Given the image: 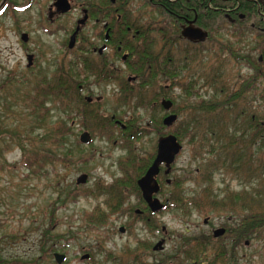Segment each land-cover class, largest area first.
<instances>
[{"label":"rangeland","instance_id":"rangeland-1","mask_svg":"<svg viewBox=\"0 0 264 264\" xmlns=\"http://www.w3.org/2000/svg\"><path fill=\"white\" fill-rule=\"evenodd\" d=\"M55 1L0 0V8L5 9L0 15V240L4 243L3 259L25 264H56L53 254L59 253L66 256L63 264H125V259L126 264H178L180 258L199 251L196 250L198 245L192 244L194 239L203 240L202 244L206 239L209 246L203 254L206 259L215 246L207 235L213 236V231L222 226H234L239 218L231 211L212 212L211 208L193 209L191 215L182 211L190 205V200L201 197L202 182L198 176L206 162L194 157L188 140L181 141L183 151L171 173L163 178L170 184L163 185L162 200L163 203L169 200L170 206L154 220L155 229L135 214L136 209L143 210L135 188L136 180L143 166L153 162L161 132L174 133L190 100L184 99L179 87L167 89L170 84L163 78H159L155 86L147 87L139 81L129 83L128 78L135 74L127 70L119 58L114 68L101 65L91 49L103 44L100 34L103 23L108 20L100 11L106 9V1L73 0V11L52 21L49 8ZM117 1L115 5H119ZM142 4L133 0L126 6L134 16L139 13L142 17L162 20L148 6L141 7ZM83 9L90 10V19L78 37L75 50L69 51L70 37L77 22L84 17ZM23 34L29 37L26 43L21 39ZM246 43L241 46L242 57L250 56L254 61L262 59L260 64L264 66L262 55L259 52L249 54ZM205 45V52L198 56L202 60L197 66L199 73L205 72L213 61L210 53L213 46ZM161 47L163 43L158 42L156 49ZM173 53L178 56L181 48ZM31 54L35 62L28 68L27 56ZM76 61H88L92 68H100L101 77L104 75L101 80L95 75L74 83L79 90L82 86L83 100L87 102L86 98H91L94 101L92 110L103 116L106 123L115 117L140 125L144 132L139 137L126 144L128 132L120 126L117 128L113 124L107 129L108 133H96L82 125L83 106L71 96L75 90L67 94L65 88L69 65ZM84 66L81 62L79 70ZM241 74L246 77L253 71L245 67ZM116 75L120 80L112 78ZM187 79L188 72L179 83L189 81ZM123 83L127 91L121 87ZM163 83L165 90L160 87ZM262 89H256L257 94H262ZM140 94H143V101ZM126 95L131 98V104L119 100L121 97L126 100ZM165 95L178 98V107L173 108L178 120L173 128H161L167 113L159 105L162 99H168ZM261 98L253 103L257 111H264ZM144 101L146 103H142ZM135 102L144 106L137 107ZM67 103L72 105L68 107ZM82 131L90 132L91 144L80 142ZM32 162L35 164L30 167ZM83 174L89 178L87 184L77 185V179ZM179 179L183 181L182 186L175 188L174 183ZM120 183L124 186L117 191ZM242 184L230 175L218 176L213 190L224 197L228 192L241 191L245 186ZM101 187L110 189L111 193L98 195L96 191ZM113 192L118 202L113 200ZM73 193L75 197L71 196ZM109 204L116 207L110 209ZM91 216L100 218L102 223L92 224L88 221ZM207 218L209 225L204 223ZM125 224L127 229L123 234L120 230ZM162 240L165 251L154 252L152 248ZM216 241L212 243L226 247L229 257L235 261L229 264H264V241H248L250 245L240 246L235 251L229 249L230 238ZM87 254L90 259L84 260Z\"/></svg>","mask_w":264,"mask_h":264},{"label":"trees","instance_id":"trees-1","mask_svg":"<svg viewBox=\"0 0 264 264\" xmlns=\"http://www.w3.org/2000/svg\"><path fill=\"white\" fill-rule=\"evenodd\" d=\"M103 1L111 2V0ZM129 1L133 0H118L119 5L114 6V27L111 34L116 43L115 47L118 46L117 43L121 42L123 51L127 49L135 57L136 61L131 64V72L139 77V82L147 87L155 86L159 78H163L165 83L172 82L177 75L181 80L188 72L187 80L189 81L178 83V87L182 89L184 99L190 101L184 110L185 115L178 112L183 116V119L175 128L173 135L180 142L188 140L194 157L206 162L202 164L203 167L200 168L198 176L202 182L201 197L190 200V205L182 208V211L186 215H191L193 209L211 208L212 212L231 211L236 213L239 218L238 222L234 226L228 227L237 240L236 245L229 247L232 251L240 246H246L248 241L263 242L264 111H257L253 103L256 96L258 99L262 97L261 99L264 100V66L260 64L259 60H252L250 56L242 57L241 53L244 50L241 45L243 42H247L246 48L250 54L253 51L251 35L259 33L258 52L264 59V0H139L143 3L141 7L151 8L152 13H156L162 18L161 21L142 17L139 13L134 16L129 6H126ZM4 11L5 9L2 8L0 15ZM241 14L246 15L245 21L239 20ZM196 17L197 26L209 33L208 43L213 46L210 50L213 61L205 72L200 73L197 71V66L202 63V60L200 61L198 56L205 52L206 45H194L179 38L181 27L185 22L192 21ZM143 18L146 20L143 21ZM233 20L234 22H232ZM126 26L139 32L134 42L131 38L126 40ZM158 42L163 43V47L159 50L156 49ZM133 43H138L140 46H134ZM179 48L182 53L175 56L173 52L174 50L178 51ZM81 62L85 66L84 69L79 70ZM245 64L253 65L254 69L253 74L246 77L241 74ZM255 65L259 67L255 69ZM99 72H101L100 68H92L88 61L72 62L69 65L68 82L67 87L65 83V88L68 91L67 94L75 90L71 96H74L73 99L75 98V101L83 106L81 109L82 125L93 129L96 133H108L107 129L110 130L113 124L118 128L115 121L111 119L106 123L103 116L96 114L92 110L93 104L83 100L82 90H79L74 84L80 79H90L95 75L97 80H101L104 75L102 74L101 77ZM112 78L115 81L120 80L117 75ZM258 86L263 88L262 94H257ZM121 87L125 91L128 90L126 83H123ZM160 87L166 89L164 83ZM200 89L204 93L200 92ZM199 92L202 95L198 100ZM140 95V99L143 101V94ZM166 97L173 101L175 107H178L177 97L175 99ZM119 100L121 102L129 101L130 104L132 102L127 95L126 100L125 97L124 99L121 97ZM135 103L137 107H143L142 103L146 102ZM67 104L68 107L72 105ZM161 128H165L163 121ZM126 132H128L127 144L129 141L132 142L133 138L139 137L144 129L133 121H128ZM165 134L164 131L161 132V135L165 136ZM150 162L143 166L140 178L150 167ZM34 164L35 162H32L29 166ZM226 175H230L245 186L239 192L230 194L228 192L224 194V197H221V195L215 194L213 188L216 178ZM223 181L225 182V179ZM182 183L181 179L177 180L174 183L175 188H181ZM163 185H165L164 181ZM123 186L122 183L117 184L116 190L118 191ZM135 188L140 193L137 183H135ZM106 192L111 193V190H104L101 187L96 191L98 195ZM174 193H176L175 190ZM113 194V200L118 202L116 193L113 192ZM75 195L76 193H73L71 196L75 197ZM109 205L111 206V204ZM112 206L110 209L116 207ZM88 221L92 224L102 223V220L96 216L89 217ZM191 241H193L192 244L195 242L198 245L196 250L199 251L180 258L178 264H229L235 262L229 257L226 247L220 248L217 245H212L213 253L205 259L203 254L209 247L206 244V239L204 244L201 242L203 240L194 239ZM191 248L193 249V246Z\"/></svg>","mask_w":264,"mask_h":264},{"label":"flooded vegetation","instance_id":"flooded-vegetation-1","mask_svg":"<svg viewBox=\"0 0 264 264\" xmlns=\"http://www.w3.org/2000/svg\"><path fill=\"white\" fill-rule=\"evenodd\" d=\"M115 2V1H114ZM114 2H110V3H106V5H107V7H106V9L105 10H101L100 11V13L102 14V16L104 17V19L106 18L108 21L107 22H105V23H103V31H102V33L100 34V37H101V40H102V46L100 47V48H96V47H93L91 50L93 51V53L95 54V55H97L98 56V60H99V62L101 63V65H103V66H108V67H112V68H114L115 66V62H116V58L118 59L119 58V61L125 66V68L127 69V70H130L131 71V64H133V62H135L136 61V59H135V57L133 56V55H131V52L130 51H128L127 49H126V51H123V47H122V45H121V42H119V43H117V47H115V42H114V40L112 39V34H111V32H112V29H113V27H114V25H113V18H114V14H115V10H114V5H115V3ZM70 3H71V6H72V10L69 12V13H71L72 11H73V0H70ZM54 4V3H53ZM53 4H52V6H50V8H49V15H50V17H51V19H52V21H54L55 19H60V18H62L63 16H65L66 14H58L57 13V9L53 6ZM93 13H96L95 11L93 12L92 11V14ZM83 14H84V17L85 16H87V18H88V20H87V22H86V24L85 25H83V26H81V30H80V32H79V34H78V36H77V40H76V44H75V47L73 48V49H69V44H68V50L69 51H73V50H75V48H76V46H77V41H78V37L80 36V34H81V32L83 31V29L87 26V24H88V21H89V19H90V10L89 9H83ZM241 16H244L243 18L241 17ZM83 17V18H84ZM145 17V16H144ZM109 20H110V22H109ZM143 21H145L146 20V18H143L142 19ZM239 20L240 21H245L246 20V15L245 14H241V15H239ZM80 21V20H79ZM78 21V22H79ZM78 22H77V25H76V28H75V30L73 31V33L71 34V37H72V35L74 34V32L76 31V29H77V27H78ZM95 22L98 24L99 23V19L98 18H96L95 19ZM191 22H195L194 23V25L196 26V27H198L197 26V17L194 19V20H192V21H186L185 22V24L181 27V33H180V39L181 40H186L185 38H183L182 37V32H183V29L184 28H186V27H188L189 25H190V23ZM232 22H234V20L232 21ZM253 27H254V25H253ZM198 28H200V27H198ZM202 29V28H201ZM204 30V29H203ZM126 40H128V39H130L131 38V40H133V42L135 41V38L139 35V32L137 31V30H132V28L131 27H128V26H126ZM205 31V30H204ZM207 32V31H206ZM264 34V33H263ZM24 35V34H23ZM252 37H251V39H252V43H251V46H252V49H253V51L252 52H258V37H259V33H254V34H252L251 35ZM71 37H70V39H71ZM21 39H22V37H21ZM208 39H209V37H208ZM208 39L204 42V43H192V42H189L188 40H186L187 42H189V43H191V44H194V45H205L206 43H208ZM28 40H29V37H28ZM23 41V40H22ZM69 43H70V41H69ZM127 44H130L129 42H126ZM126 44V45H127ZM134 44V46H140V44H136V43H133ZM133 44H131V45H133ZM242 45H243V43H242ZM241 45V46H242ZM116 49V50H115ZM27 59H28V68H30V67H32L33 66V64H34V62H35V56L33 55V54H31V55H28L27 56ZM30 59H31V62H30ZM259 61L260 62H262L263 60L262 59H259ZM176 62V61H175ZM256 66V68L258 67L257 65H255ZM245 67H247V68H249L250 69V71L252 70V71H254V69H253V65H248V64H245L244 66H243V69L245 68ZM180 77L177 75L174 79H173V81L171 82V81H167V83L168 84H170L169 85V87L167 86V89L169 88H178V83L180 82ZM139 81V77L138 76H130L129 78H128V82L129 83H135V82H138ZM261 86V85H260ZM81 88V90H83V88H82V86L80 87ZM166 88V87H165ZM258 97L256 96V98L255 99H257ZM87 99V102L89 103V104H94V101L91 99V98H86ZM164 101H170L171 103H172V107H171V110L170 111H166L165 109H164V107H163V105H162V103L164 102ZM161 108H163V110L167 113V116H166V118L168 117V116H170V115H176V113H174V111H173V108H174V103H173V101L172 100H170V99H162L161 100V103H160V105H159ZM154 108V107H153ZM114 121H115V123L117 124V126H120L124 131H126V122H123V121H121V120H116L115 119V117H113L112 118ZM164 121V120H163ZM84 133H88V134H90V132H88V131H82V133H81V135L82 134H84ZM169 135H173V134H165V136H163V135H160V137H159V139L160 138H162V137H166V136H169ZM90 136L92 137V135L90 134ZM175 136V135H174ZM81 137V136H80ZM159 139H158V141H159ZM157 147H158V144H157ZM156 156H157V154H156ZM156 156H155V158H156ZM155 158H154V160H155ZM154 160H153V162H154ZM153 162L151 163V165L153 164ZM151 165H150V167H151ZM149 167V168H150ZM148 168V169H149ZM148 171V170H147ZM146 171V172H147ZM146 172H145V174H146ZM144 174V175H145ZM162 174H163V176H162ZM143 175V176H144ZM142 176V177H143ZM168 175H166V169H165V167H162L161 168V172H160V174H159V176H158V178H157V180H158V183H159V185H160V188H161V190H160V192H159V194L158 195H156L155 196V198L156 199H158V200H160V202L162 203V204H164L165 205V208H164V210H162V211H159V212H157V213H154V212H152L151 210H150V208L148 207V204L144 201V199H143V194H142V192L140 191V189H139V191H140V193L138 192V198H139V200H140V205H142L143 206V210H141V209H136L135 210V214H136V216H138L139 218H141V220L148 226V227H151V229H155V227H156V224H154L155 222H154V220H156L157 219V217L159 216V215H161L167 208H169V206H170V201L169 200H167L165 203H163V200H162V190H163V186H162V182H163V178L165 177H167ZM141 177V178H142ZM140 179V178H139ZM139 179L137 180V182L136 183H138V181H139ZM164 183L166 184V185H169L170 184V181L168 180V179H166V180H164ZM137 186H138V184H137ZM204 223H205V225H209L210 224V219H208L207 218V220H205L204 221ZM220 226H222V225H220ZM228 227H231V226H222L221 228H219V229H217V230H215V231H213V236H210V235H207L208 236V238H209V240H210V243H211V245H216V244H213L212 242H217L216 240H218L219 238H230L231 239V242H230V244H231V247L232 246H234V245H236V242H237V240H236V238H234L233 237V235H232V233H231V231H229V229H228ZM126 224H125V227H123L121 230H120V232L121 233H123V234H125L126 233ZM123 230V231H122ZM218 230H224L225 231V233L221 236V237H218V238H216L215 237V232L216 231H218ZM164 231V230H163ZM160 242H163V249L162 250H155V247L159 244V242L152 248L153 249V251L154 252H160V253H162V252H164L165 251V241L164 240H162V241H160ZM246 245H249V243L248 242H246ZM3 246H4V243L0 240V264H25V262H23V261H21V262H19V263H17V262H15V261H10V260H8L7 258H5V259H3V251H2V249H3ZM219 247H220V245H218ZM217 246V247H218ZM56 254H59V253H54L53 254V258H54V260H55V262H56V259H55V255ZM86 256V255H85ZM84 256V257H85ZM87 256H88V258L87 259H84V260H88V259H90V255H88L87 254ZM65 259H66V256H65ZM64 263V262H63ZM62 263V264H63ZM26 264H29V263H26ZM56 264H58L57 262H56ZM125 264H126V259H125Z\"/></svg>","mask_w":264,"mask_h":264},{"label":"water","instance_id":"water-1","mask_svg":"<svg viewBox=\"0 0 264 264\" xmlns=\"http://www.w3.org/2000/svg\"><path fill=\"white\" fill-rule=\"evenodd\" d=\"M114 2L115 0H111ZM53 6L57 9L58 14H67L72 10L70 0H56ZM242 18L244 16H241ZM88 18L85 16L82 20L78 22V27L74 34L72 35L69 43V49H73L76 44L77 36L81 30V26L85 25ZM195 22H191L190 25L183 29L182 37L192 43H204L208 37L209 33L201 28L194 25ZM23 42H28V35L24 34L22 36ZM31 62V59H30ZM166 111H170L172 103L170 101H164L162 103ZM177 115H170L164 119L163 125L167 128H171L177 122ZM80 142L84 145H88L92 142V137L88 133H84L80 137ZM183 151V145L178 141L177 137L174 135H169L162 137L158 141L157 156L148 169L146 174L139 179L138 187L143 194L144 201L148 204L150 210L154 213L164 210L165 205L156 199L155 196L159 194L161 188L158 183V176L161 172V168H166V175H169L172 171V166L176 162L177 157ZM88 176L86 174L81 175L77 179V185H85L88 182ZM123 231V230H122ZM225 233L224 230H218L215 232V237H221ZM163 249V242H160L155 250ZM86 255L83 259H87ZM56 262L62 264L65 261V256L61 254L55 255Z\"/></svg>","mask_w":264,"mask_h":264}]
</instances>
